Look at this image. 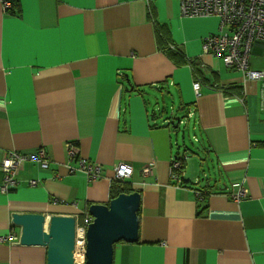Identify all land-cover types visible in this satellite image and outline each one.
Segmentation results:
<instances>
[{
    "label": "crops",
    "instance_id": "crops-1",
    "mask_svg": "<svg viewBox=\"0 0 264 264\" xmlns=\"http://www.w3.org/2000/svg\"><path fill=\"white\" fill-rule=\"evenodd\" d=\"M9 1L0 0V164L42 149L50 164L20 165L7 192L0 166V237H19L14 213L80 224L111 200L114 170L128 163L139 239L116 244L113 264H264V78L203 50L220 19L184 17L180 0ZM250 67L264 73L262 40ZM175 115L193 122L190 160ZM68 143L102 167L98 180L69 162ZM0 264H47V248L0 241Z\"/></svg>",
    "mask_w": 264,
    "mask_h": 264
},
{
    "label": "built area",
    "instance_id": "built-area-1",
    "mask_svg": "<svg viewBox=\"0 0 264 264\" xmlns=\"http://www.w3.org/2000/svg\"><path fill=\"white\" fill-rule=\"evenodd\" d=\"M5 7H10L9 0H2ZM182 15L184 17H218L221 23V33L208 35L203 41V50L221 58L229 68L241 71L246 79L259 80L264 78V73L252 70L251 55L254 41H264V0H180ZM197 97L201 96V82L195 81L193 85ZM67 156L69 162L77 165L90 181L98 180L102 173V167L98 163L80 157L79 148L72 143L67 144ZM25 163H37L42 168L49 167V160L42 149L36 153L24 154L13 151L7 155L0 164L4 173L2 191L7 192L18 185L16 173L20 165ZM173 168L184 166V159H174ZM153 163L144 168L145 175L154 173ZM178 170V171H179ZM133 175V167L128 163H120L114 170L113 181L126 182ZM30 185H38L37 180H31ZM237 191L233 197L241 200L245 197L246 190L243 185H236ZM198 196L203 193L197 192ZM205 195V194H204ZM203 197V196H202ZM94 221L91 215L77 224L75 239V261L77 264L86 262L87 228ZM18 235L11 234L6 238L0 237V241L9 240L15 242Z\"/></svg>",
    "mask_w": 264,
    "mask_h": 264
},
{
    "label": "water",
    "instance_id": "water-1",
    "mask_svg": "<svg viewBox=\"0 0 264 264\" xmlns=\"http://www.w3.org/2000/svg\"><path fill=\"white\" fill-rule=\"evenodd\" d=\"M163 113L168 114V111L164 109ZM169 116L171 118L173 114ZM174 119L178 121L176 126L183 134L184 144L185 130H181L180 127L182 117L175 115ZM188 151L186 147L184 153L187 156ZM140 207L141 194L138 191L123 193L108 203L90 206L89 214L94 221L87 228L85 264H113L116 244L123 241L129 243L138 241ZM12 224L20 229V245L47 248V264H77L75 239L79 223L76 217L14 213Z\"/></svg>",
    "mask_w": 264,
    "mask_h": 264
},
{
    "label": "rangeland",
    "instance_id": "rangeland-1",
    "mask_svg": "<svg viewBox=\"0 0 264 264\" xmlns=\"http://www.w3.org/2000/svg\"><path fill=\"white\" fill-rule=\"evenodd\" d=\"M172 108L169 107L168 108V114L172 115L173 111H171ZM175 112V111H174ZM180 113L182 114V112L180 111ZM179 116V115H178ZM182 117V116H180ZM183 123L181 124V130H185V141L184 144L182 142V132H179L178 135L180 137V146H182L181 148V152L184 153L185 152V148L187 147L189 149V151L187 152L188 156H189V160L191 159V155L193 153H198L199 150V144L195 141L197 138L194 135V131H193V122H189V119L186 115H183ZM198 141V139H197Z\"/></svg>",
    "mask_w": 264,
    "mask_h": 264
},
{
    "label": "trees",
    "instance_id": "trees-1",
    "mask_svg": "<svg viewBox=\"0 0 264 264\" xmlns=\"http://www.w3.org/2000/svg\"><path fill=\"white\" fill-rule=\"evenodd\" d=\"M127 183L128 182L113 181L111 189H110V198L113 199V198L118 197L120 194H123V193L130 194L134 192L135 190L130 188L127 185Z\"/></svg>",
    "mask_w": 264,
    "mask_h": 264
}]
</instances>
